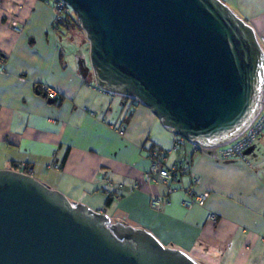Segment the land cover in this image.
I'll return each instance as SVG.
<instances>
[{"label": "crops", "instance_id": "1", "mask_svg": "<svg viewBox=\"0 0 264 264\" xmlns=\"http://www.w3.org/2000/svg\"><path fill=\"white\" fill-rule=\"evenodd\" d=\"M221 1L253 28L264 51V0ZM85 39L55 29L41 0H0V169L28 165L71 203L145 229L201 264H264V129L242 158L220 159L219 146L173 149L176 136L148 107L97 87ZM43 84L55 103L36 93ZM149 152L167 166L181 160L199 177L204 206L181 205L180 190L191 184L184 176L170 184L175 191L160 210H151L150 197L164 196L168 185L143 181ZM133 184L137 190L125 189Z\"/></svg>", "mask_w": 264, "mask_h": 264}, {"label": "water", "instance_id": "2", "mask_svg": "<svg viewBox=\"0 0 264 264\" xmlns=\"http://www.w3.org/2000/svg\"><path fill=\"white\" fill-rule=\"evenodd\" d=\"M63 1L85 34L97 87L136 99L175 136L218 147L263 106L264 51L221 0ZM0 264L201 263L145 229L3 169Z\"/></svg>", "mask_w": 264, "mask_h": 264}, {"label": "built area", "instance_id": "3", "mask_svg": "<svg viewBox=\"0 0 264 264\" xmlns=\"http://www.w3.org/2000/svg\"><path fill=\"white\" fill-rule=\"evenodd\" d=\"M44 4L51 7L53 11V27H58V23L62 20L65 15H74L73 11L63 0H41ZM16 31L19 29L15 28ZM41 91H43L49 98H55L56 93L54 90L49 88L47 85H40ZM264 129V108L263 106L252 118L248 125L231 141L222 144L218 147V157L220 159H231V158H242L244 150L249 148L259 137ZM185 144L190 145L194 148L201 149L198 145L187 142L181 137L176 136L173 142V149L184 146ZM149 167L143 175V181L150 182H161L167 184L166 194L164 196L152 195L149 200V207L151 210L158 211L161 206L166 202V199L171 195L175 188L171 187L170 184L175 180H180L184 176H191V184L188 188H181V192L184 197L181 205L189 210L195 206L202 207L205 204L207 198L206 193H197L196 188L200 184L199 177L190 173L189 168L181 161H177L169 166L164 164L163 157L157 155L155 152L148 153ZM24 165H18L17 168L21 172ZM58 169V165L54 166ZM17 171V170H15ZM117 189L124 190L122 185H118ZM132 192L138 189V185H131L125 188ZM106 196H112V192L106 190ZM119 193V192H118ZM120 194H116V196ZM206 220L215 223L216 216L213 213H208Z\"/></svg>", "mask_w": 264, "mask_h": 264}, {"label": "trees", "instance_id": "4", "mask_svg": "<svg viewBox=\"0 0 264 264\" xmlns=\"http://www.w3.org/2000/svg\"><path fill=\"white\" fill-rule=\"evenodd\" d=\"M55 29H57V30L58 29H63L66 32L71 30V29L72 30L74 29L76 31H82V29L80 27V24H79V21L77 20L75 15H72V14L71 15L70 14L69 15H65L62 18V20L58 23V27H56ZM36 93L38 95L41 94V96L44 95L43 98H45L46 100H51L52 103H55V101H56V98H49L43 91H41L40 86L36 87ZM159 156H161V155H159ZM15 166L18 167V165H15ZM21 172L30 175L28 165H24L22 170H21ZM110 202H111V196H108L106 198L105 205H109Z\"/></svg>", "mask_w": 264, "mask_h": 264}, {"label": "rangeland", "instance_id": "5", "mask_svg": "<svg viewBox=\"0 0 264 264\" xmlns=\"http://www.w3.org/2000/svg\"><path fill=\"white\" fill-rule=\"evenodd\" d=\"M227 5V4H226ZM228 6V5H227ZM229 7V6H228ZM230 8V7H229ZM231 9V8H230ZM78 33L80 35H82L83 37L85 36L84 32L83 31H78ZM86 40V39H85ZM87 41V40H86ZM86 49L89 51V46H88V42H87V46H86ZM263 101H264V97H263ZM263 107H264V102H263ZM5 166V165H4ZM11 167V169L13 170H17V171H20L19 168H17L16 166L14 165H9ZM0 170H3V169H0Z\"/></svg>", "mask_w": 264, "mask_h": 264}]
</instances>
